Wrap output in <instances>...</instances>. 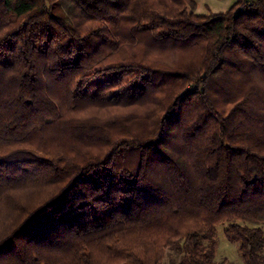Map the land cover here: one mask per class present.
I'll use <instances>...</instances> for the list:
<instances>
[{"label": "trees", "instance_id": "trees-1", "mask_svg": "<svg viewBox=\"0 0 264 264\" xmlns=\"http://www.w3.org/2000/svg\"><path fill=\"white\" fill-rule=\"evenodd\" d=\"M195 5L0 0V264H264V0Z\"/></svg>", "mask_w": 264, "mask_h": 264}, {"label": "rangeland", "instance_id": "rangeland-1", "mask_svg": "<svg viewBox=\"0 0 264 264\" xmlns=\"http://www.w3.org/2000/svg\"><path fill=\"white\" fill-rule=\"evenodd\" d=\"M236 0H196V14H211L224 12L228 10ZM78 198L82 199L83 196L76 192ZM225 224H220L216 227V241L217 248L214 255L215 262H221L225 260V264H242L241 257L238 252L237 244L229 242L224 234L223 227ZM264 229V226H262ZM178 258L177 254L173 251L167 250L166 255L162 261V264H168L170 259Z\"/></svg>", "mask_w": 264, "mask_h": 264}]
</instances>
